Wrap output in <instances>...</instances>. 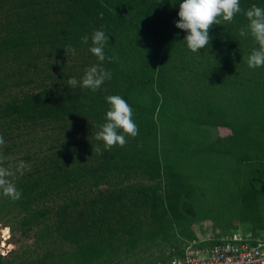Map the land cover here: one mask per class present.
Masks as SVG:
<instances>
[{
  "label": "trees",
  "instance_id": "obj_1",
  "mask_svg": "<svg viewBox=\"0 0 264 264\" xmlns=\"http://www.w3.org/2000/svg\"><path fill=\"white\" fill-rule=\"evenodd\" d=\"M182 2L0 0V89H5L6 77H21L30 69L49 80L36 92L28 87L19 97L0 101V126L20 130L28 124L52 123L66 149L74 145L73 154L59 148L17 179V189L24 197L19 204L33 220L52 214L55 230L77 247L84 263L102 256L120 237H127V242L135 245L147 223L163 232L161 236L171 244L167 259L180 253L176 243L198 241L187 229V222L194 218L189 208L193 190L169 162L160 161L156 147L148 146V141L159 137L157 115L169 110L172 101L183 98L187 102L190 96L176 87L170 73V69H178L172 64L173 58L180 49L187 48L183 42L187 33L175 26ZM253 4L264 7V0H240L244 10ZM246 23V17L238 14L231 23L210 29V42L223 64L230 60L235 43H239V30ZM101 29L109 37L102 67L111 72V79L95 92L80 86L71 88L67 80L75 77L80 81V73L67 64L63 48L74 47L75 55H68H79L78 66L83 68L95 56L89 51L91 39L84 45L81 37L90 38ZM86 52L91 55L82 57ZM16 84L20 81L13 82ZM109 95L127 101L139 131L135 138H126L124 147L117 145L103 151L95 133L106 122ZM207 110V116L217 113L211 106ZM97 145L101 152H93ZM132 171L145 176L150 184L135 189L120 186ZM80 185L86 188L81 200L72 196ZM100 185L107 187L90 195ZM238 194L246 203L255 200L253 190L244 185L238 187ZM55 199L61 201L53 209L38 205L30 208L31 204ZM248 203L240 211H247ZM176 227L178 230L171 235L165 233Z\"/></svg>",
  "mask_w": 264,
  "mask_h": 264
},
{
  "label": "rangeland",
  "instance_id": "obj_2",
  "mask_svg": "<svg viewBox=\"0 0 264 264\" xmlns=\"http://www.w3.org/2000/svg\"><path fill=\"white\" fill-rule=\"evenodd\" d=\"M235 45L225 64L218 51H214V43L210 42L200 53H192L186 47L180 49L172 60L178 69H170V73L176 87L185 90L189 99L172 101L169 110L157 115L159 137L148 141V146L156 147L160 161L169 162L193 190L189 208L194 218L187 222V229L205 243L233 233L249 239L264 238V67L247 66V57L256 47L250 36L240 37ZM90 55L86 52L82 57ZM75 58L68 55L66 62L78 69L81 80L87 68L99 63L96 57H90L86 66L80 68L81 58ZM1 73L0 78L2 70ZM6 78L0 101L19 97L28 87L36 92L43 82H49L32 69L21 77L16 74ZM18 80L20 84L14 86L13 82ZM208 106L217 113L207 116ZM0 136L5 141L0 146V156L14 158L6 160L4 166L23 161L27 165L24 173L37 168L38 160L59 152V148L74 152V145L66 149L52 123L28 124L20 130L0 126ZM19 177L20 174L14 179L17 188ZM127 177L120 186L135 189L150 184L135 171ZM241 185L254 192L255 200L247 202L245 212L240 211L242 205H247L238 194ZM106 187L100 185L90 195ZM85 191V186L80 185L72 196L81 200ZM22 200L23 196L12 200L0 194V264H87L77 247L55 230L52 214L33 220L19 204ZM49 200L31 204L30 208L38 205L53 209L61 201ZM145 228L135 245L128 243L127 237H120L106 253L88 264H148L167 259L171 244L161 236L163 232L156 231L151 223ZM177 230L178 227L165 233L171 235ZM183 243H176L177 247L181 248Z\"/></svg>",
  "mask_w": 264,
  "mask_h": 264
},
{
  "label": "clouds",
  "instance_id": "obj_3",
  "mask_svg": "<svg viewBox=\"0 0 264 264\" xmlns=\"http://www.w3.org/2000/svg\"><path fill=\"white\" fill-rule=\"evenodd\" d=\"M238 14L246 17L247 23L239 30L240 37H251L256 45L247 57V66L251 69L264 67V7L253 4L247 10L240 7V0H183L179 5V20L175 26L187 33L183 42L192 53H200L211 41L210 29L215 25L231 23ZM103 18V13H100ZM91 39L89 51L97 58V64L87 68L82 80L69 78L67 84L71 88L80 86L93 92L99 90L106 80L111 79V72L102 67L105 61V45L109 37L104 30H96L89 38L81 37V43L87 45ZM66 56L75 55L76 49L71 45L64 48ZM111 59V58H109ZM109 109L106 112L105 123L99 126L95 133V140L102 142L103 151H110L115 146L124 147L127 137L135 138L138 127L133 120V109L127 101L119 95L106 97ZM3 136H0V146L4 145ZM97 145L93 152H101ZM6 160L13 157L0 156V194L12 200H19L21 192L18 191L14 179L22 175L27 168L23 161L4 166ZM30 170V169H29Z\"/></svg>",
  "mask_w": 264,
  "mask_h": 264
},
{
  "label": "built area",
  "instance_id": "obj_4",
  "mask_svg": "<svg viewBox=\"0 0 264 264\" xmlns=\"http://www.w3.org/2000/svg\"><path fill=\"white\" fill-rule=\"evenodd\" d=\"M154 264H264V238L249 239L233 233L212 243L187 242L179 254Z\"/></svg>",
  "mask_w": 264,
  "mask_h": 264
}]
</instances>
